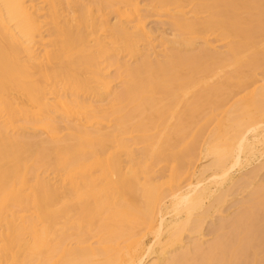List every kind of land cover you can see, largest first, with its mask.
Here are the masks:
<instances>
[{
  "label": "bare ground",
  "instance_id": "1",
  "mask_svg": "<svg viewBox=\"0 0 264 264\" xmlns=\"http://www.w3.org/2000/svg\"><path fill=\"white\" fill-rule=\"evenodd\" d=\"M157 1L158 9L169 12L173 8L179 13L183 3L188 2ZM243 1H239L242 2L240 6L237 0H204L202 7L211 13L210 20L202 24L188 23L189 19L184 16L174 21L172 28L183 35L216 28L223 30L227 36L236 35L248 40L254 33L249 28L241 27L238 10L240 7L251 9L256 5ZM106 3L117 14L113 25L101 20L102 16L91 17L89 20L84 18L88 8L78 11L72 6L71 0H0V264H184L183 255L179 256L178 253L186 254L188 251L191 254L198 241L187 246L181 238L182 234L188 229L194 233L199 232L204 219H194L193 216L196 212H199L197 216L204 215L208 210L206 203L213 201L217 193L216 200H220V194L226 192L227 184L231 186L235 183L232 173L227 171L229 166L242 169L250 165L252 159L264 156V149L260 148L264 145V126L254 127L257 122L264 120L263 93L257 96L253 94L244 106L235 108V112L232 110L234 116L233 113L227 115L225 124L206 138L200 133L201 128L194 134L193 141L180 150L177 159H181L184 166L183 159L199 151V158L210 157L212 164L223 170L208 182L199 181L192 188L195 174L185 179L183 176L189 171L181 165L178 168L176 163L172 166L166 190L150 175L152 170L150 172L147 165L143 164L144 172L140 174L129 152L130 146L119 137L134 130L142 131L144 126L139 123L137 126H132V123L129 125V119L110 125L113 122L110 117L117 114L116 108L123 102L133 104V109H138L144 105L153 106L159 96L162 98L160 101L169 100L171 104L178 105L179 100L188 93L186 89L190 84L188 82L187 87L183 85L185 82L176 83L180 78L175 70L188 59L174 54L168 60L165 54V62H153L147 53L141 67H129L128 63L135 57L133 51L143 47V43L153 42L146 30L145 18L141 15L140 2L107 0ZM257 7L264 9V4ZM79 12L83 13L82 16L78 15ZM262 21L256 22V26L261 27L259 32L264 35ZM120 42L126 44L129 58L122 64L117 61L115 65L119 71L122 70L118 72L120 76L132 79L128 78L125 92L115 94L113 79L109 80L102 59L106 54L115 52ZM245 45L229 49L230 54L219 57L218 62H233ZM155 55L159 59V55ZM213 62L216 61L213 59ZM36 74L42 81L35 79ZM89 76L93 77L91 81L88 80ZM45 81L53 84L46 86ZM92 83L96 85L91 86ZM80 92L90 96L79 97ZM198 98L199 101L204 97L198 95ZM146 108L143 110L148 111ZM157 113L158 122L166 125L167 112ZM59 114L63 116L62 125L57 124ZM69 118L74 122L73 126H69ZM21 124L32 125L45 135L47 141L42 139L43 142L34 145L36 154L31 155V158L45 165L50 164L55 156L57 165L67 171L63 180L58 179L59 175L58 178L50 174L44 177L38 170L28 178L26 159L23 156L34 146L23 141ZM176 126L177 130L182 125ZM249 131L251 137L248 138ZM199 136L202 137L200 142L196 139ZM70 141L78 144L79 156H83L81 159L78 156H66L68 147L62 150V144ZM154 143H148L146 150L150 148V153L156 154L160 147ZM119 153H123L127 160H122ZM106 154L108 156L104 158ZM72 161L73 167L69 169ZM95 173L99 175L96 177ZM182 177L186 181L190 178L188 182H191L181 187L184 180ZM79 180H82L84 194L88 196L86 199L94 200L92 207L85 208L87 217L93 219L99 213L105 215L106 211L114 210V218L127 223V209L119 205V201L126 198L136 212V221L142 222L149 230H158V243L165 245L156 251V246L148 248L143 241L135 240L138 235L130 234L126 242L130 241L131 244L125 247L124 252L119 244L114 246V240L109 243L106 240L96 241V249L91 247L95 242L91 244L90 239H78L72 243L65 235V227L58 230L61 236L59 241L55 245L51 244L50 226L55 215L60 213L58 208L54 212L55 207L66 206L67 182L75 194H79ZM97 180L102 185L100 188L95 185ZM108 184H113L115 189H109ZM95 190L99 192L95 193ZM167 199H171L168 206L165 205ZM177 202L183 205L182 209L177 208ZM124 237L120 234L118 239ZM102 257L105 262L100 261Z\"/></svg>",
  "mask_w": 264,
  "mask_h": 264
},
{
  "label": "rangeland",
  "instance_id": "2",
  "mask_svg": "<svg viewBox=\"0 0 264 264\" xmlns=\"http://www.w3.org/2000/svg\"><path fill=\"white\" fill-rule=\"evenodd\" d=\"M71 1L72 6L78 11H83V9L88 8V13L84 15V18L87 17L88 20L91 17L96 18L97 16H102L101 20L107 21L110 25L116 23L117 14L114 9L109 8L106 3L107 0ZM138 1L140 2V7L142 9L141 15L145 18L146 30L153 42L143 43V47L138 50L133 49L135 57L128 63V65H130L129 67H141L142 62L146 59L145 54L147 53L151 55L150 58L153 62L159 60L160 62H165L166 60L163 59L168 58L169 60L174 54V56H182L188 59V61L180 63V66H177L175 73L180 79L179 82L176 83L182 84L185 82L183 85L185 84L188 87V84H190L191 86L189 85L188 88L186 87L188 93L185 94L186 96L184 95L183 99L179 100L180 102L178 105L177 103L175 105L171 104L169 100L160 101L159 99L162 98L159 96L157 97L158 100H155L153 106L144 105L139 107V110L136 108L133 109L135 107H133V104L131 105L123 102L120 104L121 106L118 105V108H116L118 111L117 114L112 118L110 117L113 121L110 125H117L124 119V121L129 119V125L133 124L132 126H137L139 123L144 126V128L141 129L142 131L134 130V132H129L120 135L119 137L120 140L130 146L129 152L131 153L137 168H139L140 174L141 172H144L143 164L145 166L147 165V167L150 168L149 171L151 172L152 170L150 175L153 178H156L155 181L162 184L163 189L166 190V183L169 181L172 166L177 164V167L180 168L181 165L184 167V170L187 169L189 171L187 175L183 176L185 179H187L189 175L195 174V177L193 178L195 179L194 183L191 185L192 188H195L199 181L206 183L211 180L216 173L223 170L214 166L210 157L204 158L201 156V158H199V151H195L191 157H186L187 159L184 158V166L181 163L182 160L180 159V162V160L177 159L180 150L193 141L194 134H196L201 128L202 131L200 133L206 138L208 134H213L220 125L225 124L227 117L232 115L231 113H233L232 116H234L235 108L241 107L242 105L244 106L246 100H249L253 94L257 96L264 93V35L259 32L261 27L256 26V22L263 20L261 26L264 27V9L257 7L260 5L263 6L264 0H237L238 4H242V2L239 1H243L247 4L252 3L253 5H256L251 9L240 7L238 10V18L242 21H240V24L242 23L241 27L244 29L249 28L254 33L248 40H243L236 35L227 36L223 34V30L216 28L198 30L193 35H183L178 31H174V28H172L173 22L183 19L184 16L189 19L187 20L188 23L202 24L210 20L211 13L207 12L208 10L202 7L204 0H187L188 2L183 3V6L179 9V11L181 10L180 13L174 11L173 8L172 11L169 12L160 8L158 9L157 7L159 3L157 0ZM241 4L239 5L242 6ZM81 12L78 13L79 16H82L83 13ZM205 43H207L206 45L208 46H206ZM244 43L246 44L245 48L237 53L233 62L231 61L223 64L218 62L219 57H227V55L230 54L228 53L229 49L241 46ZM128 54L129 50L126 49V44L120 42L119 48L115 52L106 54L102 59L103 67L107 69L106 71L109 80L113 79L111 81L113 82V90L115 94H122L125 92L124 89L127 87L126 82L132 79V77H126L123 75V78V76H120L119 73L122 70L119 71L117 65H115L117 61L120 64L127 61L129 58L127 57ZM155 54L159 55V59L155 58ZM165 54L167 55V58H165ZM223 54L226 55L224 56ZM213 59L216 62H213ZM195 66L196 69H194ZM35 79L38 82L42 81V78L38 74L35 75ZM92 79V76L88 77L89 81ZM44 84L50 86L53 82L45 81ZM95 85V83H92L91 86ZM79 95V97H83L84 95L90 96L83 92H80ZM198 95L199 97L203 96L204 98L198 101ZM102 104H106V102H103ZM145 107H147L146 109H148V111L143 110ZM154 107L155 109H153V111L152 108ZM162 107H164V109H162ZM156 110L157 112H167L165 119H168L166 120L168 123H166V125H161L160 122H158L159 115H156L158 114ZM226 110L227 113L225 112ZM169 111H171V114L173 115H170ZM190 113H192V115ZM153 116L155 117L153 118ZM62 117L63 116L59 114V118L57 119L58 125H62ZM178 119L182 121L180 122ZM73 125L74 122L71 120L69 126ZM176 125L182 126H179L176 130ZM21 126L20 133L23 135L21 137L24 138L23 141L26 143L33 144L34 146L35 144L40 143V141H47L45 135L32 125L21 124ZM260 126H264V120L257 122L254 127L259 128ZM170 128L174 130L172 131ZM182 128L184 129L182 130ZM175 130L176 132L179 130L183 132L176 133L174 132ZM247 135L248 138L251 137L250 131ZM200 136L199 138H196L199 139V142L200 139H202ZM65 139L68 140V137H65ZM156 139L159 140V142L161 141V144H159ZM154 141L157 146L160 147H157V149L159 148L160 150L156 153L157 155L155 153L154 155L152 152L151 155L150 148L148 151L146 150V148H148V143L151 144L154 143ZM77 145L76 142L70 141L68 143H63L61 147H63L62 150L66 147L69 148V151L67 150L65 153L66 156H74L73 158H77L75 156H78L81 159L83 156L81 154V156H79ZM260 148L264 149V145ZM31 151L25 153L23 156V158L26 159V172L28 178L32 177L36 170H38V173H41L44 177L50 174L51 176L59 175V178L58 176L57 178H61V180L65 178L67 171L64 170V167L57 165L54 160L55 156L50 164L43 165V163H39L34 158H31V155L36 154L35 146ZM109 152L112 154L113 149ZM86 153L88 154V152ZM119 155L122 156V160H127V157L123 153H119ZM107 156L108 155L106 154L103 157L105 158ZM263 157L252 159L250 165L243 167L242 169H236L235 167L229 166L227 171L232 173L235 183H233V185L231 184V186H229L230 184H227V187L225 188L227 189L226 192L220 194L222 200H216L218 197L217 193L214 196L215 199L212 198L213 201L210 200L206 203L208 204L206 206L208 210L204 215L201 217L197 216L199 212H196V216H193L194 219H204V224L202 223L200 229L201 232L195 231L196 233H194V231L188 229V231L186 230V232L184 231L182 234L183 237L181 238L187 246L198 241L197 246L192 248L191 254L188 251L186 252L187 256L185 253H178L179 256L183 255L182 262H184V264H216L217 262V264H221V262L222 264H227L228 262H232L233 264H264ZM73 162L74 161L71 162L69 169L73 167ZM79 163L82 164L83 162ZM94 175L97 177L99 174L95 173ZM183 177L182 179H184ZM185 179L183 180L181 187L186 186L191 182H188L189 179L187 181ZM81 181L82 180H79V183H81ZM95 185L98 188L102 186L98 180L95 182ZM107 187L112 190L115 189L113 184H108ZM65 188L66 199L64 201L66 206L64 205V209L60 208V206L55 207L56 210L54 212L59 209L58 212L60 213L55 215L54 220L56 219V223H54L55 221L53 220V224L50 226L52 229L51 235L49 236L51 244L55 245L59 241L61 236H59L60 232H58V230L61 227H65V235L72 240V243H75L78 239H90L92 241L91 244L95 242L91 247L96 249L98 248L96 241L106 240L109 243L114 240V246L119 244L124 252L125 247L131 244L130 241L126 242L128 239L127 235L130 234L138 235L135 240L143 241L148 248L156 246V251H158V248L165 245L164 243H158V237L160 236L158 230H149L142 222L136 221V212L131 208V203H128L126 198L122 202L119 201V205L127 209V223H124L123 221L121 222L120 218H114V210L106 211L105 215L99 213L91 219L89 216V218L87 217V211L85 208L92 207L94 200L86 199L88 196L84 194L85 189H83L82 183L80 184L81 191L79 194H75V191L71 189L68 182ZM211 188L213 190L215 189V187ZM98 192V190H95V193ZM170 202L171 199L165 200V205H170ZM175 204H177V208H183L182 204H178V202ZM51 210L53 212V209ZM29 214L30 213L27 215ZM55 224L57 225L54 227ZM199 233L201 236H198ZM120 234H123L125 237L118 239ZM86 246H88V244ZM187 246L185 247L186 249ZM72 247L75 248V245ZM186 257L187 259H185ZM100 261L105 262L104 257L100 258Z\"/></svg>",
  "mask_w": 264,
  "mask_h": 264
}]
</instances>
